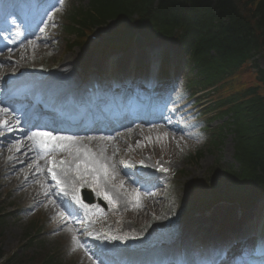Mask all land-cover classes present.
I'll use <instances>...</instances> for the list:
<instances>
[{
    "label": "bare ground",
    "instance_id": "obj_1",
    "mask_svg": "<svg viewBox=\"0 0 264 264\" xmlns=\"http://www.w3.org/2000/svg\"><path fill=\"white\" fill-rule=\"evenodd\" d=\"M26 23L29 24L30 20H26ZM90 49L91 48L88 47L81 52L73 51L62 60H59L61 56H49V61L51 63L58 60L59 67L54 69L52 73H49L46 79L56 83L77 80L79 76L76 68L81 66L82 61H85V54ZM11 71L12 69L0 67V77L3 76L4 73L11 74ZM16 124L17 123L12 119L10 112L0 107V133L7 131ZM131 133H134V131ZM166 138L168 140L167 142H155V144L149 143V145L154 147H164L166 149V155L168 154L167 156H170L169 159L175 162L178 160L179 156L183 154L181 151L182 147H179L180 141L171 136H166ZM11 139V136L8 135L0 139V142L4 144L2 145L0 143V149L2 152L0 155V191L11 194L14 205L18 203L16 200L18 198L20 202H29V204L35 206L39 211L46 212L50 209L54 210L55 207L58 206V202L55 198L54 201L50 200L48 195L45 194V192L50 190V186L48 180L44 178L45 174L41 173L37 168L35 160H28L30 150L28 147H24L28 142L25 139L13 142ZM131 142L134 144L136 141ZM112 144L113 143H107L106 145H103L98 143L92 136L87 139H74L72 141L71 153L72 156L83 159L85 176H90L91 179L95 178V176L100 178L101 175L98 173L100 167L109 165L111 168L118 159L119 153L112 148ZM128 146L129 144H127V147ZM77 149H80V151L78 152ZM85 149L87 151H84ZM24 163L25 165L21 167L22 165L20 164ZM69 165V175H73L74 181L70 182L69 177L63 174V184L66 187H75L77 181L74 173L77 172V167H73L71 162H69ZM17 166L19 169H17ZM121 206L125 209V215H128V218L132 219L139 226L149 220H151V223L159 225V213L161 212L159 202L152 196L144 198V195L140 193L136 187L131 186L130 184L124 185V201ZM46 222L50 226L58 228L60 224L63 223V219L56 213H50L46 216ZM67 231H73V227L66 226L63 230H60L58 235ZM79 233H81L80 230ZM66 237H71L68 232L66 233ZM181 243L185 244V241H181ZM87 244L89 247H95L92 242H88ZM187 245L188 243L185 244V246ZM104 259L107 260L106 257H104ZM83 262L84 264H90V261L87 259H84Z\"/></svg>",
    "mask_w": 264,
    "mask_h": 264
},
{
    "label": "rangeland",
    "instance_id": "obj_2",
    "mask_svg": "<svg viewBox=\"0 0 264 264\" xmlns=\"http://www.w3.org/2000/svg\"><path fill=\"white\" fill-rule=\"evenodd\" d=\"M87 4H88V0H64L62 5L56 11V14L54 15V17L49 20V23H47L44 29L43 33L46 34V36L50 38V40H47V42H42L43 52L40 49L31 55L22 56L21 57V59H23L22 63L28 65L29 68L26 67V65H21L17 67L16 71L25 69V70H29L30 72L34 73V71L37 72L42 65L47 66L48 69L53 68L55 63L52 64L49 60L46 61L44 54L45 55L48 54L50 56L54 54L55 57L60 54L64 56L68 54L70 51H76L78 48L83 49L87 47L90 43H95L96 45L93 46L92 47L93 49L89 51L85 59V62L83 63L81 68L79 67V69L80 70L84 69L83 71L87 72L89 69H92V67L98 64L100 60L102 59L105 60V56L107 53H103V49L100 48L101 47L100 45L104 41H106V39L109 37L111 32H113L115 29L118 28L117 26L118 24L116 21L112 20L111 22H108L104 27L99 28L97 33L96 34L94 33L98 38L97 40L92 39L89 36V41L87 43L88 45L87 44L71 45V42L73 40H69V37L66 36L62 28L60 30V27L63 26L66 22L65 17L70 7L76 6V5L85 6ZM95 41H97V43ZM155 41H156L155 43L158 46H162L163 42L166 43L164 40H155ZM66 47H69V48H66ZM120 56L121 55H119V57ZM130 57L131 56L124 55V60L125 58L129 59ZM2 66L8 67L10 66V64L6 63V64H2ZM248 80H249L248 76H245L243 73H240L234 79L232 85L234 88L239 87L241 85H247L249 84V82H247ZM188 126L190 127L191 123H189ZM230 142L231 141L229 138L227 140V145H225L223 149L224 154L230 152L231 150ZM140 146H142L143 148L135 147L132 153L133 154L138 153L139 155H143L142 153H145L149 155L153 150L152 148L145 147L143 144H140ZM163 148L157 147V151H158L157 153L159 156L166 155L165 153L166 149L165 148L163 149ZM203 149L208 150L205 146H203ZM184 157L186 160H190V163L192 166L197 165V164L201 166V164H204L206 161H208L209 164L207 165V169L203 171V175L206 176L207 172L209 173L208 170L211 168V160L209 157L207 158V156H205L204 158L199 159V158H194V156L190 157L188 154L184 155ZM110 176L113 179V175L111 173H110ZM0 210L3 211V213L5 212L3 207H0ZM16 215L17 214H5L6 216V224H5L6 237H4V241H3V247H2L3 252H5L7 255L15 253L17 255H20V257L21 256L23 257L25 255V253H23V250L31 251L33 253L44 252V253L52 254L55 257L56 264H76L74 262V259H76V256H74V253L71 251V249L68 248L66 241H64V243H61L58 240H56L54 237L49 236L52 231L46 228L47 226L44 222L42 215L38 216L39 214H36V215L29 216L27 212L23 213L22 215H19L20 218H16L15 217ZM38 227L41 229L42 232L39 234L38 242L36 243V245L33 246L32 244H26L27 236L30 233H33L34 230H37ZM30 228H32L33 231H31ZM173 228H175V224L173 225L171 229ZM163 232H166V231L155 230L154 233L155 235H158ZM31 264H38V263L33 261Z\"/></svg>",
    "mask_w": 264,
    "mask_h": 264
},
{
    "label": "trees",
    "instance_id": "obj_3",
    "mask_svg": "<svg viewBox=\"0 0 264 264\" xmlns=\"http://www.w3.org/2000/svg\"><path fill=\"white\" fill-rule=\"evenodd\" d=\"M119 1L120 0H111L106 2V6L103 7L104 14H116L123 9L124 11H129V8L133 5V0H121V2L124 1V4H122L124 7H121L119 6ZM147 1L149 3L150 0ZM192 1L200 2V4L198 3L192 7L199 17L198 25L194 26L195 29L191 26H189V29L190 31L197 30L198 39L208 40L207 43L210 44L209 50L202 55L206 61H209V66L201 67L204 74L209 75L211 67L216 69L223 68L225 66L224 62L225 64L228 62H236L247 52L257 51L258 46L264 48V0H259L257 7L251 12V18L242 13V6L245 5L246 7V3L249 1L251 2L249 5L254 4L255 0H220L222 2L221 14L220 17L217 18L216 23H214L211 18L212 12L210 11V6L203 4L205 0ZM205 11L208 21L203 17L205 16ZM251 19L254 20V23H252ZM209 23L214 26L209 25ZM215 28L220 29L214 31ZM259 40L262 42H258ZM213 51L214 54H212ZM224 53L226 55L223 57L224 59H221L220 56ZM213 55L218 56L219 60ZM261 110L257 98H251L242 109L241 117L244 118L247 125L250 126L252 130L258 127L262 129L264 125V118L260 113ZM2 255L3 253L0 246V258ZM11 261L12 258H7L0 264H14V262Z\"/></svg>",
    "mask_w": 264,
    "mask_h": 264
},
{
    "label": "snow or ice",
    "instance_id": "obj_4",
    "mask_svg": "<svg viewBox=\"0 0 264 264\" xmlns=\"http://www.w3.org/2000/svg\"><path fill=\"white\" fill-rule=\"evenodd\" d=\"M60 3H63V0H59ZM36 137H41V138H51V139H57V140H69V141H72L73 138L71 137H62V136H58V137H53L52 136V133H49V132H40V131H37V132H32L31 133V136L29 137L30 139H34ZM42 142H45L42 140ZM46 143V142H45ZM77 151L79 152L80 149H77ZM84 151H87L86 149ZM63 163V161H62ZM105 196L107 197V193H105Z\"/></svg>",
    "mask_w": 264,
    "mask_h": 264
}]
</instances>
